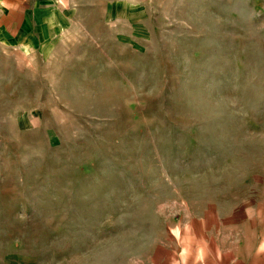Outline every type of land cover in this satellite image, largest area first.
<instances>
[{"label": "rangeland", "instance_id": "1", "mask_svg": "<svg viewBox=\"0 0 264 264\" xmlns=\"http://www.w3.org/2000/svg\"><path fill=\"white\" fill-rule=\"evenodd\" d=\"M0 41V264H175L264 182V0H58Z\"/></svg>", "mask_w": 264, "mask_h": 264}, {"label": "crops", "instance_id": "2", "mask_svg": "<svg viewBox=\"0 0 264 264\" xmlns=\"http://www.w3.org/2000/svg\"><path fill=\"white\" fill-rule=\"evenodd\" d=\"M58 0H0L1 37L32 42L38 15L55 10ZM240 198L209 203L187 225L188 243L175 264H264V182H250Z\"/></svg>", "mask_w": 264, "mask_h": 264}]
</instances>
